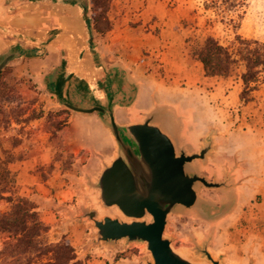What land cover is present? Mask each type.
I'll return each instance as SVG.
<instances>
[{
	"label": "crops",
	"instance_id": "crops-1",
	"mask_svg": "<svg viewBox=\"0 0 264 264\" xmlns=\"http://www.w3.org/2000/svg\"><path fill=\"white\" fill-rule=\"evenodd\" d=\"M188 7L183 3L173 9H165L158 0H114L108 12L112 29L105 37H100L90 24L89 0H0V71L8 68L7 82L15 85L23 96L35 95L36 105L43 110L60 106L59 89L70 101V94L87 96L95 109L106 101L105 90L112 71L122 67L138 85V93L131 106H115L116 122L120 125L137 123L154 109L174 108L175 128L164 121L156 124L177 140L180 138L178 126L182 130L186 127L182 101L200 91L205 93V88L197 89L201 87V77L204 80L218 78L206 77L203 68L200 69L202 64L192 55V59L197 61V74L188 66L189 55L185 46L191 31L185 23L174 30L181 21H187ZM160 50L172 80L157 79L150 72L151 57L145 53ZM238 81V86H241V77ZM147 93H150L149 97H146ZM141 97L146 112L141 118L131 121L128 110ZM45 121L42 118L17 123V126L28 124L29 129H34V134L28 145H25V137L18 135L23 142L12 150L23 158L10 164V169L16 176L19 194L31 198L42 220L51 226L50 237L55 238L60 233L72 240V235L63 229L67 217L61 214L70 194L61 179L65 174L62 163L55 160L49 133L44 131ZM63 140L76 157L84 154L81 156L85 159L82 167L88 170L89 180L94 182L105 165H110L118 155L116 140L97 111H71ZM52 163L56 168L46 178L43 177L39 169ZM238 205L247 206L243 202ZM252 206L253 209L242 211L247 223L242 228V256L234 258L233 264H264V201L257 205L252 203ZM236 209L222 220V227L225 228L227 218ZM72 231H78V228H72ZM223 233L228 237L233 235L227 231ZM234 237L230 238L233 240ZM110 250L108 246H96L91 250L78 251V254L84 258L94 253L112 260ZM114 262L125 264L120 260ZM89 264L93 263L89 261Z\"/></svg>",
	"mask_w": 264,
	"mask_h": 264
},
{
	"label": "rangeland",
	"instance_id": "rangeland-1",
	"mask_svg": "<svg viewBox=\"0 0 264 264\" xmlns=\"http://www.w3.org/2000/svg\"><path fill=\"white\" fill-rule=\"evenodd\" d=\"M158 1L163 4L165 9H173L183 3L189 6L187 21H181L174 27V30L185 23L191 31L185 52L189 55L188 66L192 68L193 73H196L198 65L197 61L191 57L192 50L200 45L206 36L214 35L224 44H228L234 39L231 25L222 21L221 15L214 9H205L206 0ZM242 1L244 2L242 9L231 12L227 17H234L240 23L238 32L244 37L264 42V0ZM238 14L241 15V18H238ZM155 19L157 20V17ZM167 21L165 18V22ZM153 52L145 53L151 57L150 72L157 79L172 80L173 78L166 69L163 55H161L162 50ZM160 64L163 68H160ZM202 68L201 66L200 69L202 70ZM243 72L244 66L239 64L226 78L204 80L201 77V87L197 89L205 88V93L200 91L195 96L182 101V114L186 118V127L182 130L181 126H178L180 138L175 140L176 146L184 147L189 153L199 152L205 143V138L209 134H213L214 148L207 161L195 160L192 167L211 181L230 179L228 188L199 187L200 200L204 202L202 208L208 216L203 215L195 208L172 213L168 217L165 235L173 240V247L177 251L194 262L208 261L202 253L197 252V247L203 248L206 242H209V250L214 258H222L223 264H233L234 258L242 256V228L247 224L242 217V211L247 208L253 209L252 203L257 205L264 201V83L258 91L254 92L253 101L247 104L240 103L239 94L242 90V81L241 86H238L240 83L238 80ZM210 91L214 93L210 94ZM17 92L18 98L12 107L16 113L21 115L20 121H25L31 115L41 111L49 114L48 118H44L46 121L43 128L49 133L51 145L55 151V160L61 161L65 172L61 179L65 183V189L66 186L68 187L67 191L70 195L61 214L67 217L63 229L68 235H72V240H69L73 246L79 252L83 249L91 250L96 246L111 248L112 260L94 253L84 257H88L93 264H114V260H120L125 264H147V261H152L151 253L146 249L145 243L127 244L123 240L118 245L101 243L89 247V244L97 238V229L94 227L93 221L85 218L82 223H77L71 219L69 212L73 216H79L84 209H96L100 219L104 216L116 217L110 212L117 210V207L107 208L104 206L100 190L92 187L91 184L94 181L89 180L88 170L82 167L85 164V159L81 156L84 154L80 153L76 157L63 140L64 129L68 125L70 113L73 110L62 104L55 105L49 110H43L36 105L37 97L35 95L32 97L23 96L18 88ZM149 96L150 93H147L146 97ZM70 97L72 103L81 109H92L94 106L87 96L75 97L70 94ZM143 101V97H141L139 102L128 110L127 115L131 121L141 118L146 112ZM171 111L175 113L174 108ZM192 119L194 126H192ZM17 125L13 121L7 127L3 125L0 127V148L2 150H12V144L18 140L22 143L23 140L18 137L19 134L25 137V145L32 141L34 129H29L28 124ZM30 146L32 145L30 144ZM71 154L74 158L70 157ZM53 164L55 169V163ZM50 165L41 169L42 174L46 177L54 170L50 168ZM242 202L247 206L240 205L239 207L238 204H242ZM234 208L236 209L235 213L227 218L225 228L222 227V220L230 215ZM0 209H7L6 202L0 203ZM121 218L130 220L123 214ZM72 228H78V231H72ZM223 231L232 233L233 235L230 237L235 235L233 240L225 236ZM76 235L78 239H76ZM4 238L5 236L0 237V249ZM63 238H66L65 235L61 236L59 233L51 239L59 241ZM80 239L85 241H80ZM227 256L230 258H225Z\"/></svg>",
	"mask_w": 264,
	"mask_h": 264
},
{
	"label": "water",
	"instance_id": "water-1",
	"mask_svg": "<svg viewBox=\"0 0 264 264\" xmlns=\"http://www.w3.org/2000/svg\"><path fill=\"white\" fill-rule=\"evenodd\" d=\"M137 93L138 85L127 71L116 67L107 81L105 103L94 110H86L98 112L118 145L116 158L105 165L91 185L100 190L105 207H117L130 220L111 216L99 219L96 209H84L79 216L69 212L71 219L77 223L85 218L93 221L97 238L89 247L101 243L118 245L124 240L127 244H146L152 256L147 264H223L222 258L212 256L209 242L203 248L197 247V252L208 261L194 262L177 251L173 240L165 235L172 213L197 208L208 216L202 208L200 186L207 189L229 187V178L211 181L192 167L195 160L207 161L214 148L213 134L205 138L199 152L189 153L184 147H177L175 140L156 124L164 121L175 128L174 113L167 107L152 110L141 122L118 124L114 117L115 106H131ZM57 94L66 108L85 112L72 104L63 90L59 89Z\"/></svg>",
	"mask_w": 264,
	"mask_h": 264
},
{
	"label": "trees",
	"instance_id": "trees-1",
	"mask_svg": "<svg viewBox=\"0 0 264 264\" xmlns=\"http://www.w3.org/2000/svg\"><path fill=\"white\" fill-rule=\"evenodd\" d=\"M113 1L89 0L90 24L97 36L105 37L112 29L108 12ZM243 3L242 0L205 1L206 10L214 9L222 21L231 25L234 39L224 44L216 36L208 35L192 50V56L202 64L206 77L226 78L235 66L243 64L239 100L247 104L254 100V92L264 83V42L244 37L238 32L240 23L234 17H227L231 12L242 9ZM238 18H241L240 14ZM8 74V68L0 71V127H7L13 121L26 123L48 118L49 114L41 111L25 121L19 120L21 115L12 107L18 92L15 85L7 82ZM19 145L18 140L12 147ZM70 157L74 158L73 154ZM21 158L23 155H16L13 150L0 151V203L4 201L7 204L6 210L0 209V237L5 236L0 249V264H88L89 258H80L69 239H51V226L42 220L35 202L17 191L16 176L10 164ZM50 168L54 169L53 163Z\"/></svg>",
	"mask_w": 264,
	"mask_h": 264
},
{
	"label": "bare ground",
	"instance_id": "bare-ground-1",
	"mask_svg": "<svg viewBox=\"0 0 264 264\" xmlns=\"http://www.w3.org/2000/svg\"><path fill=\"white\" fill-rule=\"evenodd\" d=\"M110 213L112 215H115L116 217H119V218H121V215H122L121 211L118 208H117V210H114V211H112Z\"/></svg>",
	"mask_w": 264,
	"mask_h": 264
},
{
	"label": "built area",
	"instance_id": "built-area-1",
	"mask_svg": "<svg viewBox=\"0 0 264 264\" xmlns=\"http://www.w3.org/2000/svg\"><path fill=\"white\" fill-rule=\"evenodd\" d=\"M160 68H163V66L160 64Z\"/></svg>",
	"mask_w": 264,
	"mask_h": 264
}]
</instances>
